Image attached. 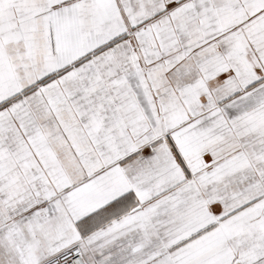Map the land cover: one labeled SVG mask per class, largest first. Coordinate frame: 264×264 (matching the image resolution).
<instances>
[{"label": "snow or ice", "instance_id": "6c2138e0", "mask_svg": "<svg viewBox=\"0 0 264 264\" xmlns=\"http://www.w3.org/2000/svg\"><path fill=\"white\" fill-rule=\"evenodd\" d=\"M0 264H264V0H0Z\"/></svg>", "mask_w": 264, "mask_h": 264}]
</instances>
